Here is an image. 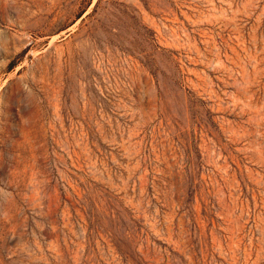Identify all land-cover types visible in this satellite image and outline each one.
I'll return each mask as SVG.
<instances>
[{
    "label": "rangeland",
    "instance_id": "rangeland-1",
    "mask_svg": "<svg viewBox=\"0 0 264 264\" xmlns=\"http://www.w3.org/2000/svg\"><path fill=\"white\" fill-rule=\"evenodd\" d=\"M0 264H264V0H0Z\"/></svg>",
    "mask_w": 264,
    "mask_h": 264
}]
</instances>
